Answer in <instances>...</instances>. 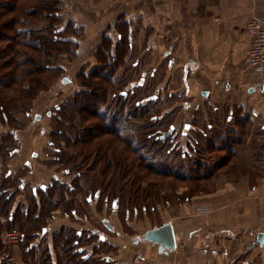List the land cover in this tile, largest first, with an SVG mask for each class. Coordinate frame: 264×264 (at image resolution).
Here are the masks:
<instances>
[{
    "label": "crops",
    "instance_id": "obj_1",
    "mask_svg": "<svg viewBox=\"0 0 264 264\" xmlns=\"http://www.w3.org/2000/svg\"><path fill=\"white\" fill-rule=\"evenodd\" d=\"M85 2L86 9L91 4L92 14H82L84 8L80 0L75 8L67 7V11L75 12L70 18L84 30L86 41L105 30L111 35L115 20L124 16L131 18L138 13L134 8L112 4V0ZM252 15L264 20V0H151V3L142 4L137 17L143 26L142 42L151 54V64L145 69L148 74L144 77L148 78L164 57L170 58L169 70L179 68L182 72L181 89L191 98L187 107L200 110L195 119L211 120L212 115L221 118L220 114L225 110L236 109L237 118L227 121L236 126L240 122L244 124V114H248L253 130L244 140L242 156L251 157L246 168L252 173H243L237 180L231 176L218 179L214 192L188 199L169 214L164 213L159 224L142 226L143 220L137 222L139 232L121 233L120 238L114 239L117 249L109 252L112 253V264H264V71L253 73L248 65L249 37L244 28ZM83 52L82 44L77 49L81 67L91 57L90 54L86 57ZM70 66L66 63L65 68L70 70ZM68 70L67 77H63L67 79L62 82L63 86L71 82ZM167 77L158 82V91L165 89ZM259 85L262 89L257 88ZM68 90V87L60 90L63 98L68 95ZM60 94L56 97L61 98ZM41 96L34 102L33 109L42 106L46 111L57 104L53 103L56 98L52 99L53 96L49 102L39 103ZM193 126L194 130L203 129L199 125ZM29 141L30 147L34 148L31 138ZM43 178V174L37 176L38 181ZM163 223L172 226L175 236L172 250L143 239L147 230ZM61 225L62 219H58L49 226L44 239L36 241L33 252L44 251V243L62 231ZM258 234L263 235V246H252ZM5 239L0 237L6 245L0 247V264L35 263L34 258L21 257L17 245L7 246ZM5 247L8 252L2 256ZM49 251L52 256L54 250L49 248ZM9 257L11 259L6 261Z\"/></svg>",
    "mask_w": 264,
    "mask_h": 264
},
{
    "label": "rangeland",
    "instance_id": "obj_2",
    "mask_svg": "<svg viewBox=\"0 0 264 264\" xmlns=\"http://www.w3.org/2000/svg\"><path fill=\"white\" fill-rule=\"evenodd\" d=\"M20 1L24 2L25 0ZM77 1L78 0H61V8L65 19L64 21L66 23L72 21L77 29V36H75L76 46L70 47L73 50L72 54L69 52V54L60 57V59L57 61V64L60 63L63 71L60 73V75H58V78L52 81L49 87L47 86L48 88H46L45 91L40 93L39 96H42L39 103L43 102L44 100L49 102V98L51 96H53V99L54 97L58 96V94H60V90L62 88L67 89L68 87L69 90L67 91L68 95L66 97L63 98V95L60 94L61 98L56 97L53 99V103H57L54 106L57 107L70 95L77 93L79 90H85L83 86H80L83 77L82 79L81 77L78 79V75L81 73V70L89 69L86 70L87 73H89L96 67L104 68V65H102L101 62L103 60L106 61L109 59H106L104 50L108 49L110 51L111 49L112 52H110H114L115 46L118 42L116 37L118 36V33L121 32L123 35H125V40L128 42L129 46V48H123V50H126V53L123 57L124 64H117L118 66L116 67L110 64V61L108 60L109 63L106 66L108 69H102L101 72H104V74L102 73L103 75H106V73L111 75V78L115 82L116 92L114 93L117 94L119 91H126L129 93V96L125 102H129L131 96L136 93V97L132 101L141 102L142 105L145 106V109L141 108V104L135 108L137 106L136 102L130 104L127 103L123 114L118 116L119 120L116 123V127L121 128L120 123L122 122V125H126L128 127L133 126V128L141 130L140 128H145L155 123L150 119H154L155 117L158 120L162 119L164 114H168L170 111H172L169 115H165V121H168L166 122L164 128L157 129L160 125H157L158 127L156 128L154 127L155 130L153 135H156L155 137H148V141L144 142L145 139L140 137L142 135V132H140L138 135L136 134V136L133 137V140H137L136 142H138L140 145L149 147V150H151L152 146L156 150H161L162 148L165 150V146L170 145L171 143L170 146L175 148L174 152H178L180 158L169 157V159L166 160L167 162L164 160V165L161 161L162 164H160L159 167L164 166V169L166 168V171L168 172L165 173V176L162 177V175L159 173H153L147 178V182L143 180V182L138 181L137 183V180H142V176L140 174L141 170L139 168H134V166L137 165L135 164L137 158L135 155H131L130 153H128L126 156L130 158L129 161L126 162V165L121 164V166L116 165L115 167V164H119V161H117L114 162L107 171L105 170L104 173L100 171V169L103 167V164L109 162L110 158L112 159V134H103L101 135V140L98 138L96 140L90 141L89 145H91L92 149H96L97 146L103 148L101 155H103L104 160H101L97 163H92L93 160L91 158L87 162H84V167H80V169L83 172V176H85L83 178V182L87 183L89 181V184L84 185L91 186L95 183L96 186L94 188L99 187L98 189H100V192L102 191V198L100 197L99 199L97 211L92 208H90L92 210H89L87 204L85 206L87 207V214L89 212H93L96 214V216L89 219L87 222L81 221L82 225H75V227L78 229L95 228V235L91 236V238L88 240V243H85L84 246L81 247L85 248L83 251L87 255L92 254L93 252L98 253L96 254L97 257H94V259L99 260V263H101L103 261V258L101 257L103 256L112 258V253L109 254V252H113L115 249H117L115 245L116 243L114 244V239L120 238L119 236H121V233L122 235H132L139 232L137 222L140 223L142 222L141 220H143L144 223H140L142 226H145L146 224H149V226L159 224L163 219L164 213L169 214L170 210L174 211L176 207L180 206L183 202H187L188 199L195 196H200L202 194H210L214 192L216 190L215 181L218 179L231 176L237 180L243 175V173H252L246 168V165L251 157H243L242 148L245 147L244 140L248 134L251 136L253 129L250 124L251 122L249 121L248 114H244V119H246L244 124L242 122L238 123L236 126L235 124H228L227 121L229 119L232 117L237 118L239 115L236 109H233L230 112L225 110L222 112V115L219 113L221 118L212 115L211 120L205 121L206 118L195 119L194 117L200 115V110L195 108L189 109L187 107V104L189 101H191V98H188V95H186V93L181 89L183 84L182 72L179 68L169 70L168 66L170 58L164 57V59H162L159 67L155 69V76L153 79H150L149 76L148 78L144 77L148 74L145 69L151 64V54L150 51L146 49V44L142 42L141 30L143 29V26L140 18L137 16H139L142 4L146 2L151 3V0H112V4H117L118 6L122 7L124 6L126 9L134 8L138 10V13H135L137 15L131 18H126L125 16L124 18L121 17V19L118 18L112 24L111 35L105 30L102 34L107 36H104L101 33H95L88 41H86L84 30L81 27L78 28L76 26V21L70 18V14L75 12L69 13L67 11V7L69 6L75 8L78 4ZM156 1L157 0H154V2ZM0 2L7 3L6 0H0ZM80 3L83 8L86 6L85 0H80ZM90 5H87L88 9L84 8L82 10V14H92V11L89 7ZM65 22H63L64 25L66 24ZM41 23L44 22L41 21ZM115 25L116 27H114ZM71 35L72 34H69L68 36ZM82 44L84 47V52L82 54L86 53V57L89 54L91 55L90 59L87 60L90 61L83 65L84 68L81 67V60L78 59L77 55V49H80ZM66 63L71 65L70 70L65 68ZM134 64L137 65L134 66ZM67 70L69 72L71 82L63 86L62 81L60 82V80L62 77H67V75H65ZM101 72H98L97 74L100 75ZM165 76H168V79L166 78V87L163 92L158 91L156 89L157 84ZM61 86L63 87L60 88ZM175 89H179V91H175ZM112 93L113 92L110 90L107 93L110 95H107L105 99L101 96V103H98V100L96 99L90 106L85 107V113L78 112L79 116H89L96 110L101 111V114L112 116V109L117 107L120 109V105H118L119 101L114 100L115 98L113 97ZM170 93H173V97L171 98L169 96ZM149 94L160 96V99L162 100L160 101L159 99L158 102L146 104L145 98L148 97ZM62 98L63 100L59 101ZM36 101H38V98H36ZM120 103L124 102L121 101L119 104ZM33 107L34 104L28 111L30 112V116L28 118L20 115V119L23 123L20 131L22 133L26 131L30 132L31 141H33L35 144L34 149L39 153V158L36 160V163L38 162V164L44 165V163L47 162L49 164L51 163L52 156L49 153L51 158L47 161L45 159V151L47 150V141L50 139L47 135L46 137L40 136V132H49V128H47L48 117H46L45 112L50 111L53 113V108L55 107L47 109L46 111L42 106L36 107L35 109H33ZM98 107L100 110L97 109ZM146 108H149L147 115H143L145 113L144 111H146ZM35 110L36 114L43 115L42 118H40L37 122H34L32 117V115L35 114ZM67 110L70 109L67 108ZM72 110L73 108L71 111ZM117 111L118 110H116V112ZM73 112L76 114L77 111L73 110ZM132 115H136V117L133 116V118ZM115 116L117 117V115ZM65 122L66 123L64 124L67 126L72 127V125H74V121L65 120ZM75 122L78 124V126L74 132L78 137H84L86 135L89 136L90 134L94 133L89 126L90 123L82 122L83 124L80 125V121ZM169 124L171 125L167 127ZM194 124L196 126L200 124L199 126L204 129L191 130L190 126H193ZM100 125L103 126L104 124L101 122ZM65 129L68 131L67 135L72 137V131L69 132L67 127H65ZM158 131H160L161 134L157 135L160 133ZM134 133L135 132L130 130L125 133V136H128L127 138L130 139L131 137L129 135H133ZM29 143L30 141L28 135V144ZM117 144L118 145H116V147L119 148H122L124 145H126L125 143L122 144L119 142H117ZM67 149L76 150V148L71 146V144L67 145L65 150ZM77 151L78 153L81 152V154L84 153V155H87L89 152L85 147H78ZM183 153L188 154L189 159L184 161L181 160V158L184 157ZM146 154L149 155V152ZM79 160L81 161V159H78V161ZM220 162H224L223 167L219 166ZM52 164L55 165L52 168L54 171L57 166L53 162ZM114 167L117 169L113 170ZM123 171L126 173V175L122 178L120 173ZM49 174L56 173L54 171V173L49 172ZM148 184L149 192H145V188L148 187ZM154 185L156 186L155 188ZM86 190L87 188L84 189V191ZM77 196L78 199H81L80 194ZM114 202L116 207L112 208V204ZM102 220L112 224V234H110L112 237L111 245L108 243L100 244L96 239L97 235H104V237L105 235L108 236L105 228L102 226ZM81 240L82 243L85 239L82 238ZM8 245L12 246L11 243ZM34 253L36 254L37 258H35L37 261L41 262L44 255L42 253L40 254L38 251L33 252V256H35ZM9 259L11 258H7L6 261ZM55 263L56 259H53L52 264Z\"/></svg>",
    "mask_w": 264,
    "mask_h": 264
},
{
    "label": "trees",
    "instance_id": "obj_3",
    "mask_svg": "<svg viewBox=\"0 0 264 264\" xmlns=\"http://www.w3.org/2000/svg\"><path fill=\"white\" fill-rule=\"evenodd\" d=\"M6 1L7 3L0 2V129L4 130V132H2L3 134L0 136V156L3 160L10 156L13 148L16 146V140L13 138V130L22 127L23 123L20 119V115L24 116L25 114H29L28 111L31 109L40 93L45 91L46 88L51 85L52 81L58 78V75L62 73L63 68L60 63L57 64V61L60 57L69 54V52L71 54L73 53L70 47L76 46L75 36H77V29L73 22L66 23L64 21L61 0ZM41 21L44 23H41ZM63 22L66 24L64 25ZM69 34L72 35L68 36ZM125 38V35L121 32L118 33V42L114 52L111 53V49V52L108 49L104 50L106 59L109 58L101 62L104 68L96 67L89 73L86 71L89 69L81 70L78 79L80 77L82 79L83 77L80 86H83L85 90H79L77 93L70 95L59 106L53 108L54 112H50L51 114L47 118V128H49L48 134L50 139L47 143V150L52 156L51 163L53 162L56 164L58 168L66 167L69 173L74 176V182L65 184L54 181L50 189L51 191L47 190L42 192L43 202L40 203V206L36 204L30 208V212L23 211L18 217L9 212L10 204L0 203V237L4 236L6 238L7 233L18 231L20 237L19 240H17L18 242L16 243L13 240L11 242L9 240L8 242L6 238L5 240L7 242L5 244L11 243L13 246L19 243L18 246L23 257L25 258L28 256L29 258H34V264H52L53 259L50 255V247H45L44 251L41 252L44 255L41 262L37 261L35 253V256H33V248L36 246V241L40 239L42 231L47 225V219L52 217L53 211H63L64 213L70 214L76 212L75 197L82 191L80 179L83 172L80 167L83 168L84 162H87L91 158L93 160L92 163L104 160L103 155H101L103 148L97 146L96 149H92L91 145H89L91 140H96L98 138L101 140V135L112 134V159L110 158L109 162L103 164V167L100 169L103 173L105 170L107 171L114 162L119 161V164H115V167L116 165L121 166V164L126 165V162L130 159L126 157L128 153L135 155L137 158V163L135 162V164L137 165H135L134 168H139L142 176V180H137V183L138 181L143 182V180L147 182V178L153 173H159L162 177L165 176V173H168L166 168L164 169V166L159 167V165L162 164L164 160L167 162L166 160L169 159V157L179 158L178 152L175 150L177 152L175 153V148L170 146L171 143L165 146V150L163 148V150H156L153 146L151 150H149V147L140 145L136 142L137 140H133V137L140 132H142L140 137L145 139L144 142L148 141L149 138L155 137L156 135H153L155 128L158 127L157 125H160L157 129L164 128L168 121H165V117L172 111L168 114L166 113L167 115L164 114L162 119L158 120L156 117L150 119L152 122H155L154 124L156 126L151 124L139 130L133 128V126L128 127L122 125L121 122V128L116 127V123L119 120L118 116L123 114L127 103L136 102L137 106L135 108L141 104V108L145 109V106L142 105L141 102L132 101L136 97V93L131 96V101L129 100V102H125L129 96V93L126 91H119L117 94L114 93L116 92L115 82L111 78V75H109V73L103 75L104 72H101L102 69H108L106 66L109 61L110 64L116 67L124 64L123 57L126 50H123V48H129ZM136 65L137 64H134V66ZM98 72H101L100 75L97 74ZM154 76L155 71H152L149 78L153 79ZM110 90L113 92L112 95L115 101L124 102L120 104L118 102L120 109L118 107V109H112V116L101 114V111L97 110L89 116H79V113H85V107L90 106L96 99L98 103H101V96L105 99L107 95H110L107 94ZM172 94L173 93L169 94L170 98L173 97ZM159 99L160 96L155 94H149L148 97L145 98L146 104L158 102ZM161 100L162 99H160V101ZM67 108L70 110H67ZM72 108L77 111L76 114L78 115L74 114L73 110L71 111ZM97 109L100 110L99 107ZM148 109L149 108H146L143 115H147ZM116 110L118 111L116 112ZM115 115H117V117ZM133 116L136 117V115H132V117ZM65 120L74 121V125H72V127L65 125ZM75 121H80V125L83 123H90L89 126L94 133H89V136L78 137L74 132L78 126ZM101 122L104 124L103 126L100 125ZM170 125L171 124L167 127ZM65 127L68 128L69 132L72 131V137L67 135L68 131ZM193 127L194 126H190L191 130H194L192 129ZM130 130L135 133L129 135L131 137L129 139L127 138L128 136H125V133ZM159 134H161V132L157 135ZM117 142L122 144L125 143L126 145L119 148L116 147V145H118ZM70 144L74 146L76 150H65L67 145ZM77 146L87 148L89 151L88 154L84 155V153L81 154V152H79V154ZM148 152L150 156L146 154ZM183 156L181 160L184 161L189 159L188 154L183 153ZM78 159H81V161H78ZM223 165L224 162L219 163L220 167H223ZM115 167L113 170L117 169ZM125 175L126 173L124 171L120 173L122 178ZM155 187L154 185V188ZM98 188L99 187H97V189ZM146 191L149 192V184L148 187L145 188V192ZM54 240V249L56 250V252L55 250L54 252L58 258H54L56 259L55 264L102 263H99V260L94 261L90 259V256L85 258L83 256L84 253L77 250L78 243L76 242V237L67 230L56 233L54 235ZM4 246L6 245L0 241V247L3 248ZM7 248L8 247H5L4 251L1 253L3 254L2 256L7 254Z\"/></svg>",
    "mask_w": 264,
    "mask_h": 264
},
{
    "label": "flooded vegetation",
    "instance_id": "obj_4",
    "mask_svg": "<svg viewBox=\"0 0 264 264\" xmlns=\"http://www.w3.org/2000/svg\"><path fill=\"white\" fill-rule=\"evenodd\" d=\"M37 98H39V96ZM48 113L49 115L51 114L50 111L45 112V115L47 117L49 116ZM35 115L38 114L36 113L33 114L32 115L33 119ZM24 116L28 118L30 116V112L29 114L27 115L25 114ZM39 116L40 118H42L43 115L39 114ZM39 119L37 121H39ZM2 132H4V130L0 129V136L3 134ZM28 135H29V131L22 133L20 129L13 130V138L16 140V146L13 148L10 156L7 159L3 160L2 157L0 156V203L2 202L3 204L5 203L10 204L9 212L15 214V216L17 217L23 211L30 212L31 210L30 208L36 204L40 206V203L43 202V197L41 195L42 192L50 190L51 186L54 184V181L65 184H70L71 182H74V176H72L69 173L66 167L58 168L57 166L56 169L54 170L56 174H49V172L54 173L52 168L55 165H53L52 163L48 164L46 162L44 163V165L39 166V168L36 167L37 164L34 162L39 158V153L33 147H30V143L28 144ZM46 135L49 137V134L46 131L40 132V136L46 137ZM50 158L51 157L49 152L45 151V159L48 161ZM42 174L44 175V178L38 181L37 176ZM84 177L85 176L82 175L80 179L82 191L79 194L81 195V199H78V196L75 197L76 198L75 208L77 209L76 212L70 214V213H64L63 211H56V210L53 211L52 217L47 219V225L43 229L40 239H44V236L49 230V226L54 224L56 220L62 219L61 227L63 226L64 228L61 230L64 231L67 230L68 232H70V234L75 236L77 239L76 242L78 243L77 245H79L77 247V250L84 253L83 250L85 248L81 246H84L85 243H88L89 238L95 235V228L93 227L91 229L89 228L78 229L75 227V225L81 226L82 225L81 221L87 222L89 219L96 216V214L93 212H89L87 214L86 212L87 207L85 206L87 204L89 210L94 209L95 211H97V205L99 204V199L100 197L102 198L101 195L102 191L100 192L99 189L94 188L96 186L95 183L91 186L84 185V184H89V181L87 183L83 182ZM85 188H87L86 191H84ZM63 220L65 221L63 222ZM102 226L105 228V231L108 234V236L105 235L104 237V235L101 236L97 235L96 239L100 244L108 243L111 245L112 240L110 234H112V228H113L112 224L108 223L105 220H102ZM14 234L16 236L14 238V242L17 243L18 242L17 240H19L20 238L18 231L14 232ZM82 238L85 240H83V242L81 243ZM54 241L55 240L53 235L52 240H49L47 244L44 243V246L47 247V245H51L50 248L52 250H55ZM18 244L16 245L18 246ZM255 245H259V243L256 242ZM261 246H263V244ZM55 252L52 255L53 259L56 258ZM96 254L98 253L93 252L91 256L97 257ZM83 256L87 258L89 257V254L87 255L84 253ZM21 257H23L22 254ZM101 258H103L102 261L103 264H112V258L104 257V256ZM107 259H109V261ZM93 260H97V259H93Z\"/></svg>",
    "mask_w": 264,
    "mask_h": 264
},
{
    "label": "built area",
    "instance_id": "obj_5",
    "mask_svg": "<svg viewBox=\"0 0 264 264\" xmlns=\"http://www.w3.org/2000/svg\"><path fill=\"white\" fill-rule=\"evenodd\" d=\"M245 34L249 37L248 65L253 73L264 71V20L255 15L250 16L245 24ZM14 233H7L6 238L13 240Z\"/></svg>",
    "mask_w": 264,
    "mask_h": 264
},
{
    "label": "water",
    "instance_id": "obj_6",
    "mask_svg": "<svg viewBox=\"0 0 264 264\" xmlns=\"http://www.w3.org/2000/svg\"><path fill=\"white\" fill-rule=\"evenodd\" d=\"M67 79L63 78L62 82H66ZM258 89H262V86L259 85L257 87ZM201 94H205L206 93H201ZM49 115V113H48ZM40 118L39 115H35L33 121H37ZM115 202L112 204V208H115ZM145 241L154 243V244H158L161 247H163L164 249L167 250H172L175 248V236H174V232L172 229V226L170 223H163L160 226H156L154 228H151L149 230H147L144 234V238ZM256 242L259 243V245L261 246L263 244V235L262 234H258L257 238H256ZM256 242L252 245L254 246L256 244ZM109 261V259H107ZM116 264H126V263H116Z\"/></svg>",
    "mask_w": 264,
    "mask_h": 264
}]
</instances>
